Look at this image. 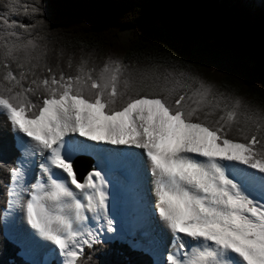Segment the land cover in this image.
Masks as SVG:
<instances>
[{
    "label": "snow or ice",
    "instance_id": "snow-or-ice-1",
    "mask_svg": "<svg viewBox=\"0 0 264 264\" xmlns=\"http://www.w3.org/2000/svg\"><path fill=\"white\" fill-rule=\"evenodd\" d=\"M40 15L35 0L0 3V128L14 151L0 160V221L53 264H97L119 169L142 209L129 246L154 264H264V106L178 64L76 56ZM83 152L98 166L81 176Z\"/></svg>",
    "mask_w": 264,
    "mask_h": 264
},
{
    "label": "trees",
    "instance_id": "trees-1",
    "mask_svg": "<svg viewBox=\"0 0 264 264\" xmlns=\"http://www.w3.org/2000/svg\"><path fill=\"white\" fill-rule=\"evenodd\" d=\"M3 0H0L2 3ZM40 19L71 51L109 52L126 63L178 64L264 106V0H35ZM63 67V63H61ZM0 128V160L14 155ZM128 241L97 246V264H152ZM0 221V264H28ZM52 261L49 264H53Z\"/></svg>",
    "mask_w": 264,
    "mask_h": 264
},
{
    "label": "rangeland",
    "instance_id": "rangeland-1",
    "mask_svg": "<svg viewBox=\"0 0 264 264\" xmlns=\"http://www.w3.org/2000/svg\"><path fill=\"white\" fill-rule=\"evenodd\" d=\"M209 81H213L214 78H209L207 79ZM117 201L114 202V206L113 208L110 207L111 205V199H110V203H109V210L110 213L114 216L117 217V224H116V233L115 234H107L105 239L107 242L110 241H119V242H126L128 241L130 244L134 241L137 240L138 238L136 237V233L134 231H132V229H130L128 227V222L132 219L131 218V213L126 214L124 211V198L121 195H117ZM3 223V231L5 236L7 237V239L11 242H13L15 245L18 246L19 248V255L23 258V260L28 263V264H42L44 262L47 261L46 264L51 263L52 261L55 260V258H47L45 257L42 258V261H40L37 258H34L28 251H26L22 245L17 241L16 239V235L9 229V223ZM108 235H113L116 238L115 239H108L107 236ZM143 242L139 243V246L136 249H140L143 250L144 252L148 253L151 257H152V264H154V261L156 259V256L153 254L152 251H146ZM44 261V262H43Z\"/></svg>",
    "mask_w": 264,
    "mask_h": 264
},
{
    "label": "bare ground",
    "instance_id": "bare-ground-1",
    "mask_svg": "<svg viewBox=\"0 0 264 264\" xmlns=\"http://www.w3.org/2000/svg\"><path fill=\"white\" fill-rule=\"evenodd\" d=\"M107 147H112V146H107ZM135 151H140V150L137 149ZM77 156H86V157L90 158L92 161V169L94 167L98 166L97 165V157L92 153L83 152V153H79ZM113 175H114L115 179H114V182L112 184H110V192H111V195H110L111 205H110V207L113 208L114 202L117 201L116 196L121 195L124 198V203H123V206L125 209L124 212L126 214H129L130 212H132L131 213V218H132L134 215L140 213L142 211V209L137 206L132 193L127 189L124 173L121 170L117 169L114 171ZM116 181H119V183H117ZM9 229L16 235V239L22 245V247L26 251H28L34 258H37L40 261H42V258L45 259V257L55 258L48 253L47 249L37 247V246L31 244L30 242L26 241L25 239H23V237L21 236L16 224L9 222ZM132 231H134V230H132ZM144 246H146V245H144ZM46 263H47V261L42 263V264H46Z\"/></svg>",
    "mask_w": 264,
    "mask_h": 264
},
{
    "label": "water",
    "instance_id": "water-1",
    "mask_svg": "<svg viewBox=\"0 0 264 264\" xmlns=\"http://www.w3.org/2000/svg\"><path fill=\"white\" fill-rule=\"evenodd\" d=\"M76 170L78 175L86 174L87 171L92 169V161L86 156H77L74 158Z\"/></svg>",
    "mask_w": 264,
    "mask_h": 264
}]
</instances>
